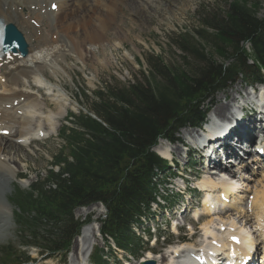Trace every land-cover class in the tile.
Returning <instances> with one entry per match:
<instances>
[{
  "label": "trees",
  "instance_id": "16d2710c",
  "mask_svg": "<svg viewBox=\"0 0 264 264\" xmlns=\"http://www.w3.org/2000/svg\"><path fill=\"white\" fill-rule=\"evenodd\" d=\"M259 10L252 0H234L223 15L205 11L197 39L176 41L198 64L171 69L151 57L152 79L146 84L99 91L90 105L94 117L83 114L75 119V129L63 130L65 149L53 158L47 177L15 197L25 230L20 232L45 243L50 254H64L82 226L74 211L101 203L107 214L100 232L110 256L108 239L136 256L141 242L133 226L150 214V203L159 195L157 179L168 169L153 152L159 139L174 141L180 129L200 127L208 112L205 103L239 79L250 85L264 81V16ZM102 253L97 263L107 264ZM18 258L7 250L1 264H23Z\"/></svg>",
  "mask_w": 264,
  "mask_h": 264
},
{
  "label": "bare ground",
  "instance_id": "6f19581e",
  "mask_svg": "<svg viewBox=\"0 0 264 264\" xmlns=\"http://www.w3.org/2000/svg\"><path fill=\"white\" fill-rule=\"evenodd\" d=\"M179 1L176 0V2ZM149 2L154 3L149 0H0V19L14 24L22 32L29 45L27 58L7 55L0 61V232H5L12 226L13 213L8 205L6 192L13 180L19 176V171L14 168L17 159L9 157L10 149L26 148L35 142L46 141L58 134L60 123L65 120L69 112L67 105L70 97L60 83L61 77H70L69 71L72 68L68 65V61L74 58L84 67H90L96 71L99 66L110 67L111 59L106 54L108 49H117L123 46L128 39L124 32H117L120 29L115 26L117 18L122 17L124 9L133 15L143 16V10L147 9V6L152 7ZM181 2L184 3V1ZM53 5L57 6L56 12L51 11ZM110 35L113 36L116 45L109 42ZM99 54L103 56V59L99 57ZM36 88L44 89L50 94V104L47 99L41 101L38 98ZM241 90L242 88L239 87L234 88L231 100H227V96L224 95L226 102H222L221 99L215 100L214 109L209 115L210 121L207 129L210 132L218 131L217 135L226 130L229 131L228 137L218 143L223 145L228 142L226 149L230 148V150L235 148L234 143L237 141L251 140L253 135L251 130L253 123L256 122V119H251L242 123L237 118L241 112L240 106L247 102L246 100L241 104L235 103L237 102L236 96H241ZM261 92L264 93V87ZM249 96L250 94L248 98ZM234 104L237 110H234L229 118L226 117ZM53 105L55 109H52ZM224 124H227L226 127ZM200 133L196 130L187 131L182 138L185 137L189 143L196 142L201 138ZM8 141L12 142L11 145H5ZM160 144L167 145L165 141H160ZM175 147L161 146L159 153L164 157H169L170 154H174V151L180 150L179 147ZM230 150L227 151L231 152ZM242 168L246 167L242 165ZM223 173L227 175L228 180L218 179L216 181L209 177L199 183V188L209 191L219 187L226 197L234 194L239 188L237 183H233V179H229L233 172L224 168L220 171V174ZM236 198H233L231 204H235L232 208L236 207L239 201ZM207 204L209 206H206ZM217 205L219 209L225 207L219 197L207 196L204 203V214L211 219L202 226L204 238L200 251L195 250L191 245H178L172 247L170 256L161 257L158 262L185 264L189 260L188 254L191 251L201 252L204 250V245L212 251V241L218 244L213 248L215 253L228 247L240 253L243 252L245 246L253 248V244L257 242L251 238V233L247 234L246 241L243 237L245 233L242 229H237L235 223H224L222 220L224 217L216 219L215 215L219 211ZM252 206L257 209L255 219L264 225V185L260 190L255 191ZM92 207L83 208L86 210L82 212L84 211L86 216L95 212L96 209ZM225 214L227 213L221 215ZM94 217L97 221L85 225L76 237L73 246L71 245L72 250L69 253L72 264H77V261L79 264H91L92 253L95 246L100 243L99 218L96 213ZM214 217L219 223L214 221ZM232 232H236L241 238L242 246L236 247L227 239L235 234ZM259 232L256 230L254 235ZM152 255L149 253V260L153 257Z\"/></svg>",
  "mask_w": 264,
  "mask_h": 264
},
{
  "label": "rangeland",
  "instance_id": "374dc122",
  "mask_svg": "<svg viewBox=\"0 0 264 264\" xmlns=\"http://www.w3.org/2000/svg\"><path fill=\"white\" fill-rule=\"evenodd\" d=\"M149 1L154 2L153 3L154 5L149 2L150 4H152V7L147 6V9L145 8V10H143V14H144L143 16L133 15L129 13V11L124 9L122 11L123 13L122 17L119 16L117 18V23L115 24V26L117 27V29H119L120 27V29L117 30L115 26L114 29L117 30L118 33L119 31L120 33L124 32V34L127 36L128 39L126 42L123 43V46L119 48L117 47V49L115 48L108 49V52L106 54L111 59L112 64L110 67L106 68L103 66H99L98 67L99 69L96 71L90 67H84L74 58H71L68 61V65L71 66L72 68V70L69 71L70 77L67 76L61 77L60 83H62L64 88L68 91L71 99L70 100L71 106L69 113L72 112L78 115L79 113L83 112L85 114H89L92 117H94L90 105L91 102L95 100L96 94L99 91H102L104 93L107 92V88L110 87L121 88L125 86L127 87L128 84H133V83L146 84L145 82L146 79L148 80L152 79V74H151L152 68L150 64L151 57L154 58L159 57L163 61V63L168 67H170L171 69L184 68L189 70L192 65L198 64L194 59L185 56L181 52L178 45L176 44L177 39H179V37H188V38H193L195 41V39H197L198 37L197 31L200 30L203 26V22L205 19L203 17V13H205L206 11L207 13H209V15L215 13H220L221 15H223L227 13L228 4H230L234 0H180L179 2H176V0H160V1L149 0ZM181 1H184V3L182 4ZM252 4L259 7L260 9L259 16L262 18L264 16V0H252ZM112 33H114V31ZM109 40H110L109 42L112 43V45L114 44L116 45L115 43L116 41H114L112 35L109 36ZM204 44H206L207 52L209 54H213L212 45L207 42H204ZM245 49L249 51L250 46L245 45ZM213 55H215V57L217 58L216 53ZM99 57L103 59V56L100 54ZM239 80L235 85H231L228 89L220 91L219 93H216L213 97H211L205 103L204 110L205 111L208 110L209 113H211L214 109V101L217 99H221L222 102H226L224 95L227 96V100H231L233 98L232 96L234 95L233 94L234 88L236 87L242 88L241 90L242 92H241V96L238 95L236 96L235 100L237 102L235 103L241 104L242 102L248 100L249 94L247 92L250 91L249 86L247 87L245 85V81L243 80L239 81ZM36 89H37L36 93H38L37 94L38 98L41 101L47 99L48 104H50L51 103L50 94L46 90H45L46 93L42 91L44 89H39V88ZM239 97L240 99L242 98L241 102H239L240 101ZM67 108L69 110V103L67 105ZM234 108H235V104H234ZM52 109H55L54 105L52 106ZM246 119H252V116L247 117ZM60 125L61 127L63 125L71 126L69 123L66 122V118L65 120L62 121V124L60 123ZM192 130L194 129H192L191 127L183 128L176 133L174 139H177L179 142H186L187 141L186 138L184 137L185 138L184 139L182 138V136H184V134L187 131H192ZM11 143L12 142L8 141L5 143V145L6 144L11 145ZM30 146H28V148H23V147L12 148L10 149L9 152V157H14L15 159H17V163H15L16 167L14 166V168H16L19 171L18 178L13 180L12 184H10V187L8 188V191L6 192L7 202L13 212V216L17 211L16 210L17 207L15 206V202H14L16 191H22V192L28 191L32 185H34L38 181L44 180L47 177L48 169L51 168L53 158L59 152L65 149V143L59 139V136H54L45 142L42 141V143L35 142L31 147ZM161 146L167 147L169 146V144L162 145L159 143V145L155 149L158 151V153ZM175 146L179 147L178 149H180L179 151L176 152L174 151L175 162L177 163L179 168H183L188 162L187 160H185V158H183V155L185 157V151H184L185 149H183L180 145L177 144L174 146H170V148H176ZM196 163L199 164V161L197 159H194L187 166L189 172H187L186 176L188 178L189 177L192 178L193 173H197V170L202 169L198 167V165H195ZM21 165L23 167H21ZM262 169H263L262 166H260L259 170L258 168L255 167L253 168V170L247 171L246 173H242L241 176H239V178L235 179L234 181L239 184L238 186H241L239 189L242 188L243 190H246L248 187L249 189L247 190L250 189L253 190L251 192V195L254 194L255 189L260 187L259 188L260 190L261 187L264 185V177H263V182L260 183L262 181V176H264V171L263 173L261 171ZM237 170L239 169H233V171L236 173ZM205 177H208V175L205 176L203 174V176H201L203 180ZM159 179L162 181L161 176H159ZM160 180L157 179V183H160ZM166 180L167 178H165L164 182H166ZM167 182H169V180ZM179 185H180V181L178 180H175L173 182L174 188H169L168 185L167 187L166 186L161 187L160 185L159 187V189L161 190L160 194L163 195L161 197H166L165 199L169 201L179 202L181 200V197L175 193L177 192L178 190L177 186ZM192 186L193 183L191 184L190 188H192ZM186 199L189 198L186 197ZM186 199L184 200L185 203H186ZM200 199H201L200 197H197L195 200V204L192 207L194 210L198 211L199 213H202L201 210L202 208L198 207V203ZM237 199L239 200V198ZM234 204H232L230 208L232 211L230 210L226 212L227 214L229 213L228 214L229 219L228 217L225 216V220H230L229 222L234 221L231 223H235L237 229H242L243 227L239 228L238 225L244 226L245 221H246V226H249L251 224L250 219L252 220V218H254V216L257 214V209L252 206L255 211L251 212L249 205L243 210L244 214H241L240 210H236V212L239 211L237 212L239 214H236L235 209H240V208L237 205L236 207L232 208ZM94 208L96 209V211L87 216L84 214V211L82 212V210H86V209L75 210L74 211L75 221L79 222L80 224H83L84 227L85 225H89L90 223L97 221V219H95L94 217L95 213L98 215L99 218L98 221L104 219V216L106 214L105 209L99 206H94ZM13 216H12L13 225L10 227V229H8L5 232H0V247L7 245L8 243H11L13 246H17L19 244L20 237L18 236L17 226L15 225V220ZM247 217L249 219L246 220ZM173 218L175 219V222L178 223V219H176V217ZM165 219L162 216H159L158 213L157 214L155 213V215L152 214L151 217L147 218L146 222L156 221L159 224V226H161V228L164 229ZM190 220H191L190 218H185L184 223H187ZM207 220L209 219L207 218ZM246 228L248 229V227ZM185 231L187 232V230ZM246 234H248V232ZM183 236L189 237L188 232L187 234H182V237ZM75 240L76 238L72 240V244H71L72 246ZM165 240H168L169 244L165 243L164 242ZM201 240L202 238L199 233V236L194 238V240L189 244L193 246L195 245L194 248L197 249L198 248L197 246L199 243H201ZM177 242L180 243L177 237L171 236L169 238L166 237L162 238L159 241L158 246L155 248L157 250L156 255H159L160 257H155L154 255H152L153 257H151V260H154L158 264H161L160 262H158V260L161 257L167 258L168 256H170L172 253L171 249L172 247L177 246ZM183 245L185 244H182L181 246ZM72 246L69 252H71ZM152 247L153 245H150L148 249L151 250ZM103 248H104V242L102 237L100 236V243L95 246L93 255L96 254L97 251ZM30 254L34 259H38L37 264H72L70 259V253H67L64 259L53 258L47 261L44 260L40 261L38 251L34 249L30 251ZM148 258H149V254L147 255V257H145V259L147 260ZM111 263H113L112 260ZM77 264H79V261H77Z\"/></svg>",
  "mask_w": 264,
  "mask_h": 264
},
{
  "label": "snow or ice",
  "instance_id": "6c2138e0",
  "mask_svg": "<svg viewBox=\"0 0 264 264\" xmlns=\"http://www.w3.org/2000/svg\"><path fill=\"white\" fill-rule=\"evenodd\" d=\"M53 7H55V5H53Z\"/></svg>",
  "mask_w": 264,
  "mask_h": 264
}]
</instances>
